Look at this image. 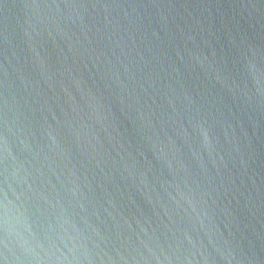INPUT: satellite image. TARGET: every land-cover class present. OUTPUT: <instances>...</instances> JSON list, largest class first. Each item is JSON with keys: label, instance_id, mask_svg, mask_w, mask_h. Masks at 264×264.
Returning a JSON list of instances; mask_svg holds the SVG:
<instances>
[{"label": "water", "instance_id": "95a60500", "mask_svg": "<svg viewBox=\"0 0 264 264\" xmlns=\"http://www.w3.org/2000/svg\"><path fill=\"white\" fill-rule=\"evenodd\" d=\"M0 264H264V0H0Z\"/></svg>", "mask_w": 264, "mask_h": 264}]
</instances>
